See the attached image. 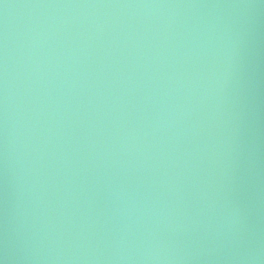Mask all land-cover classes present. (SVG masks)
Instances as JSON below:
<instances>
[{
    "label": "water",
    "instance_id": "1",
    "mask_svg": "<svg viewBox=\"0 0 264 264\" xmlns=\"http://www.w3.org/2000/svg\"><path fill=\"white\" fill-rule=\"evenodd\" d=\"M0 264H264V0H0Z\"/></svg>",
    "mask_w": 264,
    "mask_h": 264
}]
</instances>
